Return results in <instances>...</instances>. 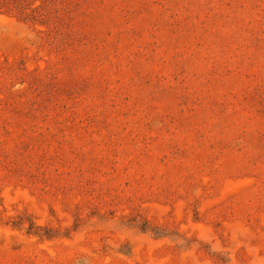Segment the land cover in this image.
<instances>
[{"label": "rangeland", "instance_id": "374dc122", "mask_svg": "<svg viewBox=\"0 0 264 264\" xmlns=\"http://www.w3.org/2000/svg\"><path fill=\"white\" fill-rule=\"evenodd\" d=\"M0 264H264V0H0Z\"/></svg>", "mask_w": 264, "mask_h": 264}]
</instances>
